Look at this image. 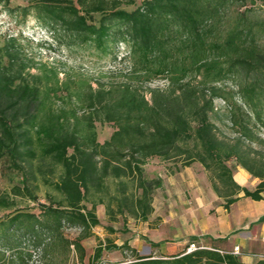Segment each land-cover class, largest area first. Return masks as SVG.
<instances>
[{"label": "trees", "instance_id": "1", "mask_svg": "<svg viewBox=\"0 0 264 264\" xmlns=\"http://www.w3.org/2000/svg\"><path fill=\"white\" fill-rule=\"evenodd\" d=\"M25 1L9 8L10 0H0V6L23 21L32 15L66 49L89 48L100 60L117 62L122 47L120 62L129 61L130 70L127 81L94 87L84 75L60 79L55 68L34 64L17 37L2 42L0 164L20 180L12 186L15 197L37 202L40 184L53 194L37 212L17 209L0 219V264L24 241L39 246L63 226L89 237L102 227L98 206L112 217L146 221L163 186L145 173L154 159L201 165L226 210L240 194L263 199L264 0ZM158 80L167 88H148L149 100L135 85ZM222 111L232 137L213 120ZM98 123L114 126L103 143ZM235 168L259 180L253 191L234 181ZM15 205L0 196V210ZM220 241L167 258L135 254L127 264H243L222 253ZM101 254L97 249L94 259Z\"/></svg>", "mask_w": 264, "mask_h": 264}, {"label": "rangeland", "instance_id": "2", "mask_svg": "<svg viewBox=\"0 0 264 264\" xmlns=\"http://www.w3.org/2000/svg\"><path fill=\"white\" fill-rule=\"evenodd\" d=\"M136 1L139 4L142 0ZM26 5L25 0L9 2V8ZM10 37L20 39L28 59L34 64H47L55 68L60 79H65L66 75L81 74L89 78L94 87H97L98 82L120 83L128 79L130 63L129 61L120 62V59L126 55L124 48L121 47L117 62L110 59L100 60L99 55L89 48L66 49L60 46L49 32L39 27L32 15L23 21L7 13L5 7L0 6V45ZM31 72L37 73V69L33 68ZM227 84L230 83L227 82ZM135 85H141L142 92L148 100L150 99L148 88L161 90L167 88L166 82L162 80L151 84L135 82ZM215 106L223 110L221 100H216ZM213 120L219 132L229 137L233 136L234 131L227 125L223 111ZM113 132V125L97 124V136L100 143L107 141ZM259 152L264 153L261 150ZM229 166L233 168L234 163H229ZM201 168L203 167L199 164L180 168L176 164L151 160L145 166V173L151 179L161 178L163 186L153 194L152 212L146 221L128 214L112 217L107 214L104 206H98L96 215L102 227L92 229L89 237L82 238L81 230L63 226L59 234L53 238H44L45 240L39 246L33 245L30 240L24 241L18 254L7 253L5 264H127L133 260L135 254L142 257L167 258L187 250L192 244L196 247L208 248L207 245L212 244L209 239H203L204 236H201L202 240H193L191 233H197L199 229L203 230L205 225L209 226V229L217 227L219 225L217 211L222 209V203L225 201L215 194L206 173L205 176L202 175ZM239 170L248 177L245 180L238 175L234 181L239 186L246 185L247 189L253 191L259 180L253 179L244 170L236 168L234 176ZM9 174L7 165L0 164V196L9 195L16 203L11 210H0V219L9 216L17 209L37 212L38 205L47 204L46 196L53 192L41 184L39 190L34 191L38 197L37 202L26 197H15L12 186L18 184L20 180ZM263 195L264 193L262 197ZM204 202L210 203L211 208H206ZM208 217L212 220L208 219L209 221L206 222ZM77 242L83 249L82 253L74 245ZM221 242L218 245L222 253L226 250L231 251L230 253L235 251L236 247L232 250L231 246L228 247L227 241L226 244ZM160 246H162L161 249H159ZM97 249H101L102 254L100 259L95 260L94 255ZM238 253H240L239 247Z\"/></svg>", "mask_w": 264, "mask_h": 264}, {"label": "crops", "instance_id": "3", "mask_svg": "<svg viewBox=\"0 0 264 264\" xmlns=\"http://www.w3.org/2000/svg\"><path fill=\"white\" fill-rule=\"evenodd\" d=\"M201 171H203L202 175L205 176L203 168ZM238 175L245 180L248 177L239 170L238 173H235L234 179ZM241 186L247 188L246 185L241 184ZM238 197L239 199L230 205L228 210H223L224 203H222V209L217 211L219 216L217 227L209 229L210 227L205 225L203 230L199 229L197 233L192 232L191 236L194 238L193 240H202L201 236H204L203 239H209L212 244L216 243L217 240H221L225 244L227 241L228 247L231 246L232 250L239 247L240 253L236 256L240 258L243 264H255L264 258V222H260L264 217V195L261 201L245 198L243 194ZM204 203L206 208H211L210 203ZM226 211L228 213H225ZM208 219L211 217H208L206 222L209 221ZM212 244L207 246L211 247ZM225 252L230 253L231 251L226 250Z\"/></svg>", "mask_w": 264, "mask_h": 264}, {"label": "built area", "instance_id": "4", "mask_svg": "<svg viewBox=\"0 0 264 264\" xmlns=\"http://www.w3.org/2000/svg\"><path fill=\"white\" fill-rule=\"evenodd\" d=\"M204 247H196L194 244H192V245H190L188 248H187V250H186V253H192V252H194V251H196V250H198V249H203ZM232 254H234V255H236V254H238V248L236 247L235 248V251L234 252H232Z\"/></svg>", "mask_w": 264, "mask_h": 264}]
</instances>
